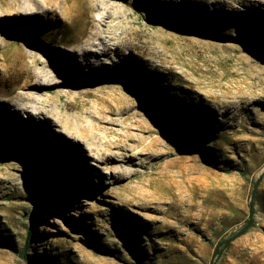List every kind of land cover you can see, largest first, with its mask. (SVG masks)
I'll use <instances>...</instances> for the list:
<instances>
[{
  "label": "rangeland",
  "instance_id": "1",
  "mask_svg": "<svg viewBox=\"0 0 264 264\" xmlns=\"http://www.w3.org/2000/svg\"><path fill=\"white\" fill-rule=\"evenodd\" d=\"M41 1L0 0V264H264V0ZM42 64L52 112H14Z\"/></svg>",
  "mask_w": 264,
  "mask_h": 264
},
{
  "label": "bare ground",
  "instance_id": "2",
  "mask_svg": "<svg viewBox=\"0 0 264 264\" xmlns=\"http://www.w3.org/2000/svg\"><path fill=\"white\" fill-rule=\"evenodd\" d=\"M85 1H87V0H85ZM180 1H182V0H180ZM180 1L179 0H159V4L164 5V7H165L166 4L167 5L168 4L172 5L175 2H180ZM40 4H41L40 7H42L43 10H47L48 9V7H47L48 2L46 0L45 1H41ZM86 4L87 5L89 4L88 6H91L89 2H87ZM166 8H167V6H166ZM221 9L223 10L224 13H227L229 11V9H227L225 7L220 8V7H217V6H213L211 10L212 11H215V10L219 11ZM197 10H198V12L200 14L202 12L203 13H207L209 11L208 9L207 10H201V11H199L200 9H197ZM37 12H39V11L33 10V12H31V13L35 14ZM176 12L179 13V11H176ZM180 13L186 14V12H180ZM101 21L104 22V17L103 16L100 19V21L98 20V24H94L93 31H91L89 33L87 32L88 34L87 33L84 34L83 38L80 40V42H78L73 47L71 46L72 48L69 49V52H67V51L64 52L66 61H68L71 64H74V65L78 66V68L86 70L87 72L88 71H94L95 67H98V66L106 67V68L109 67V65H106L107 62L100 61V57H99V55L101 54L102 56H105L106 58L109 59V57H107V55H108L107 53L109 51V47L107 46V43H106V42L109 41V39H108V37L105 36L106 34L104 33V30H103L104 24ZM103 33L105 35H103ZM111 44L112 43H109L108 45H111ZM49 71H50V68L46 64H42L39 67H37L36 70H34V72H32L31 79H30V81H32L31 82L32 83V87H34V88L28 90V88H26L25 86L29 85V84H23L24 88H22V89H26L25 92L19 94L21 96V97H19V99H18V97H17V100L13 99L14 101H12V104L9 105V106H11L10 109H12L14 112L15 111L16 112L21 111V112L27 113L30 116L31 115H38V114L48 115L50 112H52L51 111L52 108L49 105L46 104L45 99L42 100V99L36 98V97H38L36 95L40 96V94H41L37 90V86L39 84H42V83L45 82V77H46V75L48 74ZM47 78H48V76H47ZM48 79H52V78H48ZM20 88H21V86H20ZM18 89H19V87H18ZM5 113L6 114H4V117H6L7 119H10V122L12 124H15L16 119H13V118H15V116H13V115H11L9 113V109L5 110Z\"/></svg>",
  "mask_w": 264,
  "mask_h": 264
},
{
  "label": "trees",
  "instance_id": "3",
  "mask_svg": "<svg viewBox=\"0 0 264 264\" xmlns=\"http://www.w3.org/2000/svg\"><path fill=\"white\" fill-rule=\"evenodd\" d=\"M19 152V151H18ZM43 167V163H39L38 164V168H42ZM36 189H37V197H36V201H35V206L36 208L39 207L40 203L44 200V195H43V190H42V186H41V182L37 181L36 182ZM250 222H246L237 232H235L232 235H229L228 237L225 238H221L218 239V241L216 242L214 248H213V253L215 255H219L221 254L224 250H226L230 243L235 240L237 237H239L240 235L244 234L249 227H251V223ZM34 224H35V215H32L29 217V225L26 231V239H25V245L28 246L30 241L33 239L34 237ZM7 242H5L6 244ZM0 246H6L2 244H0ZM208 264H215L214 261L213 262H209Z\"/></svg>",
  "mask_w": 264,
  "mask_h": 264
},
{
  "label": "water",
  "instance_id": "4",
  "mask_svg": "<svg viewBox=\"0 0 264 264\" xmlns=\"http://www.w3.org/2000/svg\"><path fill=\"white\" fill-rule=\"evenodd\" d=\"M37 181H40V179H37ZM37 181H36V182H37ZM40 182H41V181H40Z\"/></svg>",
  "mask_w": 264,
  "mask_h": 264
}]
</instances>
